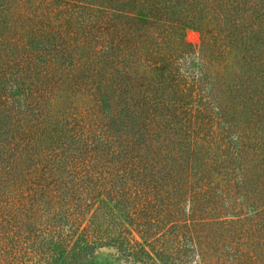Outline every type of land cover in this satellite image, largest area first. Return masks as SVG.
Instances as JSON below:
<instances>
[{
    "label": "trees",
    "instance_id": "obj_1",
    "mask_svg": "<svg viewBox=\"0 0 264 264\" xmlns=\"http://www.w3.org/2000/svg\"><path fill=\"white\" fill-rule=\"evenodd\" d=\"M213 2L222 9L213 33L229 53L242 1ZM178 6L0 0V264H65L69 252L80 263L92 254L82 232L95 198L97 208L113 200L125 207V219L136 214L153 241L167 234L166 246L179 244L168 213L183 173ZM240 117L237 109L218 117L229 122L214 139L222 144L213 167L222 197L242 189ZM131 197L142 200L133 211ZM185 231L186 245L173 254L149 242L151 254H124L135 264H264V207Z\"/></svg>",
    "mask_w": 264,
    "mask_h": 264
},
{
    "label": "rangeland",
    "instance_id": "obj_2",
    "mask_svg": "<svg viewBox=\"0 0 264 264\" xmlns=\"http://www.w3.org/2000/svg\"><path fill=\"white\" fill-rule=\"evenodd\" d=\"M241 1L237 22L241 34L229 53L223 48L222 41L216 42L213 33L216 13L222 10L216 9L213 0H179L176 9L182 36L179 72L183 97V173L180 191L176 190L174 194L177 203L168 206V213L178 226L174 234H177L179 244L173 243L171 247L175 248L166 246V241L171 243L173 238L162 235L168 226L160 229L163 237L153 241L149 229L141 232L136 225V214L130 213L125 219L124 213L129 215L125 207L113 200L107 202V206L100 204L97 208L95 198L92 225L82 232L87 238L85 246L90 247L92 254L78 264H98L103 254L114 264H135L124 250L144 249L150 253L148 242L154 250L164 243L163 247H167L170 255L186 245L185 229L189 223L242 217L264 207V0ZM217 53L224 57L222 62L214 58ZM228 109H237L241 113L238 127L243 157L241 193L232 198L219 195L225 183L213 170L222 147L220 142L214 141L219 137L216 131L218 126L229 125L228 120L225 124L218 117ZM218 132L224 134L222 129ZM53 200L56 199L53 197ZM66 200L72 202L71 198ZM141 201L136 199L135 202L131 197L130 205L136 206L129 211L138 209ZM72 255L69 252L63 262L72 264ZM146 264H151L150 260Z\"/></svg>",
    "mask_w": 264,
    "mask_h": 264
},
{
    "label": "water",
    "instance_id": "obj_3",
    "mask_svg": "<svg viewBox=\"0 0 264 264\" xmlns=\"http://www.w3.org/2000/svg\"><path fill=\"white\" fill-rule=\"evenodd\" d=\"M102 257L98 264H114V262H112L110 259H106V254H103Z\"/></svg>",
    "mask_w": 264,
    "mask_h": 264
}]
</instances>
